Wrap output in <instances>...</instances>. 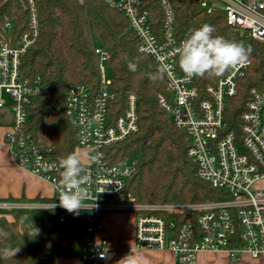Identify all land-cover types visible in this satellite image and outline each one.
I'll return each instance as SVG.
<instances>
[{"label": "built area", "instance_id": "2783aa9c", "mask_svg": "<svg viewBox=\"0 0 264 264\" xmlns=\"http://www.w3.org/2000/svg\"><path fill=\"white\" fill-rule=\"evenodd\" d=\"M174 0H161L162 20L156 32L143 0H106L109 8L123 15L140 54L151 58L163 73L166 95L158 104L174 126L187 134L188 157L197 176L222 193L223 200L200 204L128 205L118 203L124 195L133 165L109 163L106 149L123 142L138 131L136 97L130 94L125 109L112 117L110 106L115 95L111 82L104 79L108 55L95 48L100 73L96 90L83 84L68 89L65 116L76 131L78 146L85 155L90 194L85 201L96 207L86 211V232L93 236L79 264H99L105 260L108 243L99 238V222L104 211L121 208L135 216L134 245L139 250L166 251L177 264H196L200 253H224L237 261L248 255H264V91L251 89L245 110L235 125L229 113L237 94V82L244 77L248 63L230 69L209 84L200 96L178 66L181 42L174 36ZM27 11V28L11 38L5 36L10 21L0 23V113L3 115L2 139L13 164L48 183L59 207L61 167L50 156V149L35 143L25 131L26 107L43 95L40 78L28 79L21 72V61L35 43L39 27L34 0H20ZM3 1L0 0V4ZM210 14L219 9L227 24L257 43L264 45V0H199ZM89 157H96L92 162ZM53 204H21L0 201V211L46 209ZM185 215L184 220L177 217ZM177 216V217H176ZM64 218H60L62 223Z\"/></svg>", "mask_w": 264, "mask_h": 264}, {"label": "trees", "instance_id": "16d2710c", "mask_svg": "<svg viewBox=\"0 0 264 264\" xmlns=\"http://www.w3.org/2000/svg\"><path fill=\"white\" fill-rule=\"evenodd\" d=\"M1 1L0 23L12 20L15 32H24L28 16L20 0ZM160 1L143 0V9L150 13L156 32L163 16ZM34 3L39 34L22 58L20 68L24 77H38L42 81L43 95L26 107L25 131L35 143L49 148L51 158L59 166L62 158L76 151L77 134L65 116L66 95L76 84L98 88L100 73L95 48L100 47L108 55L106 65L112 70L110 90L115 98L110 106L111 116L123 113L130 94L137 102L138 131L106 149L109 163L126 162L135 169L118 203L187 205L223 200L222 193L197 176L196 166L188 157L187 134L178 130L160 108L158 96L166 95L164 76L151 58L138 52L123 15L109 8L106 0H34ZM172 6L174 36L178 41L182 42L191 29L207 23L214 26V35L243 42L251 48L247 69L237 82V94L229 107L233 118L230 125L234 126L245 110L249 91H264V45L231 28L219 9L206 13L199 0H174ZM129 63L137 65L135 72L129 69ZM227 73L195 78L194 86L203 97L205 88ZM2 118L0 113V126L4 123ZM35 202L57 203L54 198ZM50 209L0 211V228L10 234L8 239L0 238V249L19 248L15 257H0V264H54L58 252L71 248L88 251L93 236L86 232L87 212L81 210L76 215L63 208ZM185 218V215L177 217Z\"/></svg>", "mask_w": 264, "mask_h": 264}, {"label": "crops", "instance_id": "0c3cea01", "mask_svg": "<svg viewBox=\"0 0 264 264\" xmlns=\"http://www.w3.org/2000/svg\"><path fill=\"white\" fill-rule=\"evenodd\" d=\"M0 128V200L21 204L52 199V187L29 172L16 167L9 158ZM99 238L108 243L105 260L99 264H177L172 253L139 250L134 245L135 216L130 210L116 208L101 215ZM83 252L77 248L56 253L54 264H79ZM196 264H264V255L252 259L248 255L231 260L224 253H200Z\"/></svg>", "mask_w": 264, "mask_h": 264}, {"label": "clouds", "instance_id": "9594fccd", "mask_svg": "<svg viewBox=\"0 0 264 264\" xmlns=\"http://www.w3.org/2000/svg\"><path fill=\"white\" fill-rule=\"evenodd\" d=\"M214 32V26L206 23L191 29L181 42L178 49V66L186 78L221 76L230 69L247 63L251 53L250 47H246L243 42L214 35ZM128 67L133 72L137 70L135 63H129ZM165 71L166 69L161 67V74ZM89 160L97 162L96 157H89ZM60 167L62 190L58 196L59 207L76 215H79L81 210L96 207L94 201L90 205L85 203L90 199V194L83 187L87 177L82 155L77 152L67 155L60 160ZM55 207L57 205L54 203L51 209ZM37 234L36 229L35 235ZM9 236L7 231L0 228V238L8 239ZM18 251L19 248L5 247L0 249V257L10 259L15 257Z\"/></svg>", "mask_w": 264, "mask_h": 264}, {"label": "rangeland", "instance_id": "374dc122", "mask_svg": "<svg viewBox=\"0 0 264 264\" xmlns=\"http://www.w3.org/2000/svg\"><path fill=\"white\" fill-rule=\"evenodd\" d=\"M9 23H10L11 28L10 29L6 28L5 31H4L5 36L7 38H11L12 33H13V29L15 28V22L14 21L11 20ZM104 79L107 82H111L112 81V70L106 64L104 65ZM77 153H80L82 155V157L84 158V160H85V155H84V151L83 150H79V151H77ZM142 206H145V205H142ZM0 218H1V216H0ZM5 218L10 220L9 216H6Z\"/></svg>", "mask_w": 264, "mask_h": 264}]
</instances>
